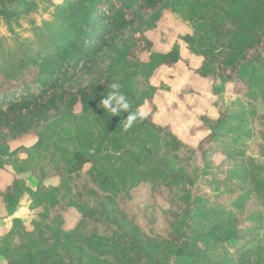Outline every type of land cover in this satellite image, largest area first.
Segmentation results:
<instances>
[{
    "label": "trees",
    "instance_id": "1",
    "mask_svg": "<svg viewBox=\"0 0 264 264\" xmlns=\"http://www.w3.org/2000/svg\"><path fill=\"white\" fill-rule=\"evenodd\" d=\"M15 1L0 0V16H12ZM168 3H171L170 0H66L63 5L56 7L57 19L62 24L56 35L46 40L45 47L49 51L42 56L40 54L43 52H40L36 58L22 59L6 76L0 78V157L10 152V142L30 134L34 125L60 104H68L71 108L79 106V114L86 120L92 118L96 123L90 129H83V138L90 143L91 150L76 151L62 165L58 185L43 177L37 190L28 187L23 180H16L13 188L9 189L7 200H11L13 205L18 203V195L28 194L32 198L30 209L35 213L41 212L32 222V230H28L21 219H15L12 230L0 240V254L5 264H93L88 259L90 255L97 260L110 256L115 264H216L211 263V260L237 255L251 241L252 236L246 235V232L259 227L255 222L257 216L264 219V181L254 180L255 169L243 161L232 164L225 185L228 190L237 185L251 187V197L259 205L251 208L250 216L244 220L235 216L244 206L245 195L233 194V198L228 201L212 200L201 194L200 190H193L195 186L192 181L182 176L171 177L162 173L156 177L161 185L188 187L190 193L183 194L181 200L189 201L191 205L201 204L199 208H205V202H212L213 214L204 216L196 208L195 213L186 218L185 232L178 240L167 237V234L160 235L162 240L159 237L154 240L143 229V233L148 235L145 234L148 243L139 245L124 230L112 225L105 213H91L85 199L93 188L120 191L118 187L122 181L117 179L126 177V173L133 177L131 187L136 186L137 176L142 172L134 167H141L145 163L141 160L142 156L150 159V155L142 152L135 157L129 156V159L126 154L123 157L102 155L108 146L115 151L123 150L128 142L141 139L142 134L150 139L154 133L157 136L164 134L166 147L179 153L186 150L189 154L203 151L201 156L205 165L202 172L205 176L211 172L209 164L204 161L207 152L203 149L217 138L215 129L199 149H192L172 132L157 126L151 117L138 120L125 131L123 124L127 113L112 116L98 106L99 101L110 91L109 85L118 82L132 104V110L141 109L146 100H153L156 89L148 86L152 94L141 89L140 80H150L158 69L175 68L182 61L178 46L166 53H154L151 50L152 43L146 38L147 29L156 25L157 18L153 15ZM214 9L218 10L216 15L208 19L205 16L199 18V22L207 24L206 38L211 41L213 35L220 37L222 25L228 19L239 25L241 34L233 36L230 42L232 46L220 52L223 55L221 65H215L211 71H207L204 65L195 72L214 83L221 82V87L216 84L213 88L216 96L227 91L226 85L231 84L234 92L246 100L257 101L261 98L264 101V0H225ZM146 24L148 27L143 28ZM250 28L257 29L248 38ZM130 33L133 35L128 39ZM188 42H193V50L200 54L199 49L208 43L199 35L188 39ZM94 49L95 52L103 50L112 57L105 76L84 88L70 89L73 69L81 61L83 66L88 67L90 61L86 58ZM144 50L151 53L148 64L138 56V51ZM205 50L208 51L207 46ZM34 85L41 86L35 90L32 88ZM251 110L255 111L254 107ZM95 130L100 136L98 141L94 140ZM11 153L14 155V152ZM261 154L264 156V151ZM123 158L129 160L126 169L122 164ZM87 165L90 169L85 171ZM122 171L124 175H121ZM229 206L236 209L235 215L218 222ZM71 208L78 209L83 220L80 225L66 232L65 215ZM213 223L216 225L212 230L198 241L197 238L203 236L201 233ZM53 228L67 238L61 240ZM118 234L116 245L109 248L111 251L96 243ZM73 246L79 249L74 250Z\"/></svg>",
    "mask_w": 264,
    "mask_h": 264
},
{
    "label": "rangeland",
    "instance_id": "2",
    "mask_svg": "<svg viewBox=\"0 0 264 264\" xmlns=\"http://www.w3.org/2000/svg\"><path fill=\"white\" fill-rule=\"evenodd\" d=\"M224 1L170 0L171 3L154 14L157 18L156 25L146 32V38L152 43V52L166 53L178 46L182 61L175 68L158 69L150 80H140L141 89L150 94L153 91L148 86L156 89L153 100H146L140 110L146 112V117H151L157 126L176 135L188 148L199 149L202 142L216 130L217 138L212 140L213 144L203 149L207 152L204 161L209 164V175L205 176L202 172L205 165L201 156L203 151L198 150L196 154L186 153L187 150L179 153L166 147L164 134L157 136L154 133L152 139L142 134L141 139L128 142L123 150L115 151L108 146L102 155L123 157V154H126L128 159L129 156L135 157L142 152L150 155V159L142 156L141 160L145 163L140 165L141 167H134L142 172L137 176L136 186L131 187L133 177L126 173V177L120 176L117 179L122 181L118 187L120 191L93 188L85 197L91 213H105L112 225L124 230L139 245L148 243L147 234L154 240L158 237L162 240L161 234L178 240L185 232L186 218L192 216L196 208L204 216L210 217L213 214L212 202L207 201V207L199 208L201 204L191 205L189 201L181 200L183 194L190 193L188 187L161 185L156 179L159 174L189 179L195 186L193 190H200L201 194L212 200L228 201L234 195H245L244 206L235 216L240 217V220L250 216L249 210L259 205L251 197L249 185H237L228 190L225 180L230 175L232 164L243 161L255 169L254 180L264 181V156L261 154L264 151V101L261 98L257 101L246 100L234 92L231 84L226 85L227 91L216 96L213 88L216 84L221 87V82L214 83L195 72L201 70L204 65L207 71H211L215 65H221L223 55H220V52L232 46L230 42L233 36L241 34L239 25L228 19L222 25L220 37L213 35L211 41L205 37L207 24L199 22V18L205 16L208 19L216 15L218 10L214 7ZM65 2L66 0H17L13 4L12 16H0V78L6 76L22 59L36 58L40 52H43L40 54L42 56L49 51V48L45 47L46 40L55 36L62 24V21L57 19L56 7ZM222 6L226 9L225 5ZM146 27L147 24L143 26ZM256 29L248 30V38L256 33ZM132 35L130 33L128 39ZM195 35L205 38L208 42L199 49L201 54L193 50V42H188V39ZM206 46L208 51L205 50ZM96 49L86 58L90 61L88 67L83 66L81 61L73 69L70 89L84 88L105 76L112 57L103 50L95 52ZM138 56H141L142 62H150L151 53L138 51ZM39 86L41 85H34L32 88L37 90ZM251 107H254L255 111L251 110ZM80 110L79 106L71 108L68 104L56 106L34 125L30 134L10 142V152L0 157V240L12 230L15 219H21L27 229L32 230V222L41 212L40 210L35 213L30 209L32 198L28 194L18 195L16 205L7 200L10 196L9 189L13 188L16 180H23L33 190L39 188L43 177L58 185L62 165L67 163L76 151L91 150L90 143L83 138V129H90L96 123L92 118L86 120L81 116ZM219 121L220 125H217ZM94 134V140L98 141L100 136L96 130ZM11 152H14V155ZM128 163L129 160L123 158L125 169ZM89 169L90 166L87 165L85 171ZM124 174L122 171L121 175ZM235 211L236 209L229 206L218 222L230 219L235 215ZM210 213L211 215H208ZM256 218L255 222L259 227L246 232V235L252 236L247 246L237 255L225 258L220 256L212 259L211 263L264 264V219L262 216ZM65 219L64 230L69 232L81 224L83 215L78 209L71 208ZM215 225L216 223L208 225L201 233L203 236L197 240L204 238ZM53 231L61 240L65 239V234L54 228ZM118 238L119 234L96 243L111 251L109 248L116 245ZM73 249L79 247L73 246ZM231 252H234V249H231ZM88 259L93 264H115L110 256L97 260L90 255ZM0 264H5L1 254Z\"/></svg>",
    "mask_w": 264,
    "mask_h": 264
},
{
    "label": "clouds",
    "instance_id": "3",
    "mask_svg": "<svg viewBox=\"0 0 264 264\" xmlns=\"http://www.w3.org/2000/svg\"><path fill=\"white\" fill-rule=\"evenodd\" d=\"M109 88L110 91L99 101L98 106L111 113L112 116L127 113L123 124L125 131L131 128L138 120L146 118V112L141 111L139 108L132 110V104L127 96L121 91V85L118 82L111 83Z\"/></svg>",
    "mask_w": 264,
    "mask_h": 264
}]
</instances>
